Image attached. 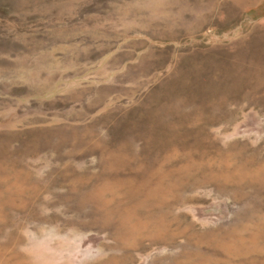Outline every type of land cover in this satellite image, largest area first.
<instances>
[{
    "label": "rangeland",
    "instance_id": "1",
    "mask_svg": "<svg viewBox=\"0 0 264 264\" xmlns=\"http://www.w3.org/2000/svg\"><path fill=\"white\" fill-rule=\"evenodd\" d=\"M0 264H264V0H0Z\"/></svg>",
    "mask_w": 264,
    "mask_h": 264
},
{
    "label": "crops",
    "instance_id": "2",
    "mask_svg": "<svg viewBox=\"0 0 264 264\" xmlns=\"http://www.w3.org/2000/svg\"><path fill=\"white\" fill-rule=\"evenodd\" d=\"M222 0H220V2H221ZM231 2L233 1V2H237V0H230Z\"/></svg>",
    "mask_w": 264,
    "mask_h": 264
}]
</instances>
